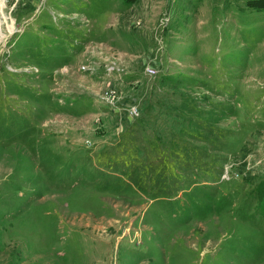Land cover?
<instances>
[{
    "label": "rangeland",
    "instance_id": "1",
    "mask_svg": "<svg viewBox=\"0 0 264 264\" xmlns=\"http://www.w3.org/2000/svg\"><path fill=\"white\" fill-rule=\"evenodd\" d=\"M2 1L0 264H264V0Z\"/></svg>",
    "mask_w": 264,
    "mask_h": 264
},
{
    "label": "bare ground",
    "instance_id": "2",
    "mask_svg": "<svg viewBox=\"0 0 264 264\" xmlns=\"http://www.w3.org/2000/svg\"><path fill=\"white\" fill-rule=\"evenodd\" d=\"M1 1H2V0H1ZM0 6H3V1L0 2ZM12 30H13V29H10L11 32H12ZM1 38H2V35L0 34V40H1Z\"/></svg>",
    "mask_w": 264,
    "mask_h": 264
},
{
    "label": "trees",
    "instance_id": "3",
    "mask_svg": "<svg viewBox=\"0 0 264 264\" xmlns=\"http://www.w3.org/2000/svg\"><path fill=\"white\" fill-rule=\"evenodd\" d=\"M129 1H131V0H129ZM261 208L264 210V208L261 206Z\"/></svg>",
    "mask_w": 264,
    "mask_h": 264
}]
</instances>
